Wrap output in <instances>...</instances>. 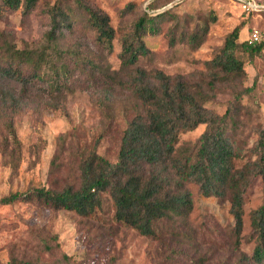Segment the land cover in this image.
I'll return each instance as SVG.
<instances>
[{
  "label": "rangeland",
  "instance_id": "rangeland-1",
  "mask_svg": "<svg viewBox=\"0 0 264 264\" xmlns=\"http://www.w3.org/2000/svg\"><path fill=\"white\" fill-rule=\"evenodd\" d=\"M55 1L40 0L37 9L29 15H24L21 9L2 10L0 43L8 39L18 47L43 44L50 29L48 8ZM88 1L109 14L115 29L113 48L109 50L97 42L96 33L88 27L84 14L77 10L78 21L73 31H65L64 37L57 41L59 48L76 53L69 56L74 66L70 81L75 92L67 96L59 109L49 107L44 101H31L15 115L22 161L19 169L12 173L0 152V264H8L14 257L31 264H168L171 258L184 257L182 262H192L201 256L224 264L239 263L231 249L233 219L229 200L205 196L195 184L189 186L195 205L188 220H167L162 241L114 222L110 211L107 212L108 200L104 211L90 217L74 211L53 210L35 202H1L10 192L31 190L40 185L60 188L70 182L75 176L78 153L98 139V151L111 160L116 159L123 129L137 110V101L119 80L110 85L107 81L115 75L126 79L120 58L121 38L144 12L156 15L169 9L157 17L159 34L149 32L145 36L151 51L141 57L137 65L149 72L162 70L170 75L180 74L206 87L212 81L206 62L236 25L245 22L241 41L254 29L264 31V14L254 12L247 19L236 0ZM70 3L75 5L73 0ZM202 27L207 28L205 41L194 48L188 43L189 35ZM87 60L101 67L93 78L86 73L91 70ZM245 69L246 76L232 84L234 88L219 83L217 86L221 88L208 106L224 112L235 104L236 90L250 88L242 100L248 109V114L244 111L242 117L249 123L247 135L253 134L256 126L264 122V50L253 58L245 55ZM205 127L201 124L185 133L183 141H196ZM55 159L61 167L53 173ZM246 195L240 250L250 255L253 246L248 240L250 213L263 197L260 178L252 183ZM178 249L183 253L174 255Z\"/></svg>",
  "mask_w": 264,
  "mask_h": 264
},
{
  "label": "trees",
  "instance_id": "trees-1",
  "mask_svg": "<svg viewBox=\"0 0 264 264\" xmlns=\"http://www.w3.org/2000/svg\"><path fill=\"white\" fill-rule=\"evenodd\" d=\"M39 2L0 0V12L21 9L24 15H29ZM73 2L74 6L70 0H56L49 6L50 29L43 44L18 47L8 39L0 43V152L12 173L22 161V143L14 123L18 111L31 101H44L49 107L59 109L76 90L70 81L74 66L69 62V56L76 53L57 46L65 31L72 32L76 26L75 12L84 14L98 43L109 50L113 48L115 29L109 14L88 0ZM168 10L156 15L144 12L121 38L120 58L126 79L110 76L107 83L119 80L128 87L137 101V110L123 129L116 159L111 160L98 151V139L78 153L75 176L70 182L60 188L40 185L10 192L1 202H35L53 210L74 211L90 217L104 211L108 200L107 212L110 211L114 222L162 241L167 220H188L195 205L189 186L195 184L205 196L229 200L233 219L231 249L238 256L237 264L243 261L264 264V122L256 126L253 134L246 135L249 123L242 117L244 111L248 114V109L242 100L250 88L236 90L235 104L224 112L208 106L221 88L217 86L219 83L234 88L232 84L246 76L245 55L253 58L264 50V31L258 41L250 43L247 38L240 40L245 22L236 25L206 62L212 78L206 87L180 74L149 72L137 65L151 51L145 36L149 32L159 34L157 17ZM244 13L247 19L253 14ZM200 29L188 38L194 48L206 38L207 28ZM87 61L91 70L86 73L93 78L101 67ZM201 124L206 127L196 141H183L185 133ZM59 167L55 159L51 171L55 173ZM257 178L262 181L263 197L250 213L248 240L253 246L250 255H245L240 246L244 237L246 194ZM182 253L178 249L174 255ZM167 261L168 264H224L206 256L192 262H182L184 257ZM8 264L31 262L14 257Z\"/></svg>",
  "mask_w": 264,
  "mask_h": 264
},
{
  "label": "built area",
  "instance_id": "built-area-1",
  "mask_svg": "<svg viewBox=\"0 0 264 264\" xmlns=\"http://www.w3.org/2000/svg\"><path fill=\"white\" fill-rule=\"evenodd\" d=\"M243 12H262L264 14V2L260 0H236ZM261 38V31L254 29L248 35L247 39L250 43H254Z\"/></svg>",
  "mask_w": 264,
  "mask_h": 264
}]
</instances>
